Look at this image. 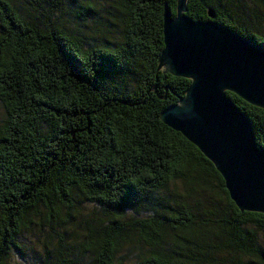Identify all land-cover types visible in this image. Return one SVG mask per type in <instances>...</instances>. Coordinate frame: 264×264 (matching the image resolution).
<instances>
[{"label": "trees", "instance_id": "1", "mask_svg": "<svg viewBox=\"0 0 264 264\" xmlns=\"http://www.w3.org/2000/svg\"><path fill=\"white\" fill-rule=\"evenodd\" d=\"M92 1L0 0V264L42 206L70 215L79 200L109 221L82 238L98 264H114L125 224L154 234L134 264H264V213L241 210L215 164L161 119L192 82L160 66L163 6L176 17L179 0H106L119 11L107 21ZM88 3L84 18L120 28L119 43L87 46L68 32L64 17ZM210 9L264 46V0H187L195 20ZM227 95L264 147V108ZM177 182L184 193L170 190Z\"/></svg>", "mask_w": 264, "mask_h": 264}, {"label": "water", "instance_id": "2", "mask_svg": "<svg viewBox=\"0 0 264 264\" xmlns=\"http://www.w3.org/2000/svg\"><path fill=\"white\" fill-rule=\"evenodd\" d=\"M179 0L177 15L163 6L161 64L192 80L180 102L161 119L199 147L222 174L241 210L264 213V147L250 117L227 95L264 108V46L215 20H195Z\"/></svg>", "mask_w": 264, "mask_h": 264}, {"label": "rangeland", "instance_id": "3", "mask_svg": "<svg viewBox=\"0 0 264 264\" xmlns=\"http://www.w3.org/2000/svg\"><path fill=\"white\" fill-rule=\"evenodd\" d=\"M13 1V0H11ZM93 5V11L103 20L108 17L119 16V11L110 5L106 0H94L90 2ZM76 7L71 13L64 17V24L68 32L81 39L85 45L113 46L122 39V30L120 28H109L107 31H101L99 27L93 26L88 19L84 18L87 7ZM82 11V14L77 12ZM117 22V21H116ZM163 67L169 70L167 62H163ZM3 107L0 103V118H3ZM173 192H185V185L182 182L174 183L170 186ZM201 197L199 192H195ZM216 200L220 199L217 192L212 194ZM97 212V208L86 202H77V207L71 210L68 215L61 210V215H52L46 208L41 207L39 212L33 214L24 227L20 236V249H10L7 261L9 264H64L69 261L70 264H98V254L90 252L83 242L82 238L92 229L94 225L103 227L108 224V220L103 218ZM145 218L146 215H141ZM126 228H133L126 234H121V241L117 254L114 257V264H134L139 257L144 256L152 248L155 241L151 229L142 226H130L125 224ZM160 250H169L172 245H166L161 242Z\"/></svg>", "mask_w": 264, "mask_h": 264}]
</instances>
